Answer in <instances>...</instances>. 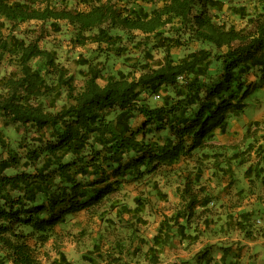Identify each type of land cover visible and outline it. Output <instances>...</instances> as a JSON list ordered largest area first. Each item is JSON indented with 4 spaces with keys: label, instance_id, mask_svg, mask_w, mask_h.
I'll return each instance as SVG.
<instances>
[{
    "label": "trees",
    "instance_id": "obj_1",
    "mask_svg": "<svg viewBox=\"0 0 264 264\" xmlns=\"http://www.w3.org/2000/svg\"><path fill=\"white\" fill-rule=\"evenodd\" d=\"M69 1L75 5L0 0V120L22 133L14 147L0 128V264H76L59 247L44 246L67 213L101 205L121 183L139 181L196 149L212 150L226 171L231 159L245 163L248 187L264 184V118L247 125L241 144L213 149L208 143L215 131H227L229 120L264 83V0H249L250 10L246 0ZM224 3L242 25L221 18ZM63 25L68 44L89 43L96 52L77 60L84 67L80 86L55 50L39 45ZM193 41L208 46L173 57V49ZM154 51L161 55L158 60ZM110 56L134 57L137 65L133 72H105ZM36 58L43 70L33 65ZM214 59L217 74L209 72ZM250 74L255 80L247 82ZM61 89L66 101L56 106ZM152 131L160 135L147 136ZM227 147L231 154L223 150ZM190 185H184L185 208L163 216L151 236L148 264H175L161 263L159 248L173 233L184 234L194 206L206 209V195L198 196ZM137 205L127 211L133 215ZM250 213L239 212L234 224L245 229ZM85 261L130 264L120 242L105 247L98 241ZM234 261L225 253L214 258L205 248L194 264Z\"/></svg>",
    "mask_w": 264,
    "mask_h": 264
},
{
    "label": "rangeland",
    "instance_id": "obj_2",
    "mask_svg": "<svg viewBox=\"0 0 264 264\" xmlns=\"http://www.w3.org/2000/svg\"><path fill=\"white\" fill-rule=\"evenodd\" d=\"M62 1L75 5L74 1ZM246 2L249 3L247 10H250L249 0ZM76 6L83 8L84 4L78 3ZM220 16L233 22L237 27L243 24V19L227 11L226 3L222 7ZM23 27L22 24L15 29L19 31ZM66 27L63 25L59 32L50 31L43 40L39 41V45L55 50L59 64L67 69L68 74L73 75L72 82L80 86L83 84L84 67L78 65L77 60L91 59L96 52L93 51L94 45L89 43L83 46L68 44L69 30ZM204 46L208 45L193 41L173 49L172 55L178 58L190 50ZM160 56V53L154 51L153 60H158ZM41 62L39 58L32 61L34 66H41ZM136 65L134 57L127 60L110 56L104 63L105 72H115L118 68L124 71L130 69L133 72ZM40 68L43 70L44 66ZM209 72L212 74L220 72V65L215 59L209 65ZM52 75L54 74H51L54 78ZM250 79L255 80V76L250 74L247 82ZM160 96L161 94L153 96L156 98V103L160 101ZM65 101V94L61 89L60 94L55 98V104L59 106ZM262 118H264V83L252 92L242 113L229 120L227 131L222 134L215 131L208 139V143L214 146L213 149L222 147V144H241L240 139L247 125L254 119ZM140 121L141 117L136 118L134 126ZM0 128L11 145L17 147L22 135L21 131L14 126L2 125L1 120ZM152 134L153 138L160 135L159 132L152 131L147 136ZM223 150L227 154L232 152L228 147ZM213 157L210 149H196L192 154L180 157L172 165L162 166L155 172L144 175L139 181L121 183L101 205L67 213L54 227L44 245L45 248L59 247L72 262L87 264L85 256L92 249L93 244L99 241L106 247L110 243L120 242L123 246V254L130 264H148L145 250L151 242V236L156 232L163 216L174 215L177 210L185 208L186 186L184 185L185 182H190L189 187L193 192H197L198 196L206 195L208 200L206 209L200 211V206H194L195 211L191 212L186 224L184 218H179V222L185 224L184 234L179 236L178 233H173L171 241L161 245L156 254L159 261L194 264L196 253L206 248L214 258L225 253L226 258L235 260L233 264H264V202L254 194H260L264 198V184L248 187V180L243 176L245 163L240 165L236 160L231 159L229 161L231 169L226 171L224 162H220L219 159L216 161ZM250 158L255 161L257 156ZM137 198L141 200L138 201ZM136 203L139 205L135 207V213L132 215L127 208L133 209ZM140 205L143 207L138 209ZM245 210L251 213L247 217L245 229H240L234 224V220L239 212ZM135 216H138L137 219ZM205 216L209 220L208 223L203 221ZM172 227L175 230V226Z\"/></svg>",
    "mask_w": 264,
    "mask_h": 264
}]
</instances>
